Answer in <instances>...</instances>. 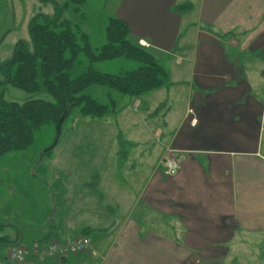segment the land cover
<instances>
[{
	"label": "crops",
	"instance_id": "obj_1",
	"mask_svg": "<svg viewBox=\"0 0 264 264\" xmlns=\"http://www.w3.org/2000/svg\"><path fill=\"white\" fill-rule=\"evenodd\" d=\"M114 13L170 74L131 104L143 121L162 113L146 127L156 144L126 184L119 164L95 187L85 170L83 196L43 242L90 230V248L64 264H264V0H117ZM166 153L174 175L158 165Z\"/></svg>",
	"mask_w": 264,
	"mask_h": 264
},
{
	"label": "rangeland",
	"instance_id": "obj_2",
	"mask_svg": "<svg viewBox=\"0 0 264 264\" xmlns=\"http://www.w3.org/2000/svg\"><path fill=\"white\" fill-rule=\"evenodd\" d=\"M54 1L64 3L71 0H0V64L11 57L19 39H28L30 17L39 12L53 14ZM116 1L84 0L80 11L69 8L64 18L87 33L92 48L97 51L106 42V27L109 18L115 15ZM158 58L163 63L164 59L161 56ZM137 65V62L120 56L97 61L94 68L118 74L134 69ZM169 65L170 63L167 64ZM87 69L88 61L82 53L69 73L71 77H76ZM4 77L0 72V80ZM1 88L4 97L9 100L22 102L31 97L52 99L44 88L36 93H29L11 84H3ZM260 90L264 92V83ZM84 93L108 104L111 98L115 99L117 108L110 110L103 118H93L81 115L80 106H75L60 128L55 123L45 124L34 133L33 143L28 148L0 156V238L5 237L14 242L19 235L23 245L42 241L53 223L63 221L65 211L70 209L68 201L74 198L77 201L83 196L78 188V184L83 181L77 178L83 177L85 170L88 171L90 187L98 186L101 170L112 167V163L114 168L119 164L118 179L125 184L129 179L127 166L146 172L148 164L143 156L147 153L144 152L156 144L155 137L146 127L148 124L154 127L163 121L162 113L158 112L153 117L155 120L150 118L143 121L139 117L141 110L135 111L131 105V96H123L98 84L87 87ZM139 103L141 106V100ZM132 121L136 125H132ZM133 135H138L135 137L139 138L135 139ZM142 138L146 140L143 141ZM56 141V146L47 152ZM133 152H137L136 158H129V154L132 155ZM69 170H73V174L67 173ZM68 188L72 189L70 194L65 192ZM74 188L78 189L74 192ZM4 222L17 225V231ZM262 245L264 242H259V250L264 252ZM9 250L8 245H0V264H11Z\"/></svg>",
	"mask_w": 264,
	"mask_h": 264
},
{
	"label": "trees",
	"instance_id": "obj_3",
	"mask_svg": "<svg viewBox=\"0 0 264 264\" xmlns=\"http://www.w3.org/2000/svg\"><path fill=\"white\" fill-rule=\"evenodd\" d=\"M83 4L84 0L56 1L53 14L39 12L31 16L27 26L28 39H19L11 57L0 64V72L5 76L0 80V87L11 84L29 93L44 88L52 97H31L20 102L6 99L4 91L0 89V156L28 148L37 130L48 123L58 126L66 112L63 123L75 106H80L81 115L93 118H103L110 110L116 109L115 99L111 98L108 104L84 93L93 84L106 86L132 99H139L150 91L170 84L169 71L158 55L149 46H143L139 40L133 39L128 23L118 16L109 18L106 42L97 51L94 50L88 34L64 18L69 8L78 12ZM82 53L88 61V69L71 77L69 70ZM120 56L137 62V67L118 74L94 68L97 61ZM89 232L88 229L84 230L82 235ZM46 239L48 236L39 242ZM3 243H18V239L13 242L1 237L0 245Z\"/></svg>",
	"mask_w": 264,
	"mask_h": 264
},
{
	"label": "built area",
	"instance_id": "obj_4",
	"mask_svg": "<svg viewBox=\"0 0 264 264\" xmlns=\"http://www.w3.org/2000/svg\"><path fill=\"white\" fill-rule=\"evenodd\" d=\"M143 46L149 44L139 40ZM140 99L134 100V107H139ZM193 122H196L194 119ZM160 169L166 175H174L180 168L177 157L170 153L164 154L159 160ZM91 246V238L87 235H75L64 239H53L47 242H36L31 245L14 243L10 247L8 258L11 264H64L70 255L79 254L87 251Z\"/></svg>",
	"mask_w": 264,
	"mask_h": 264
},
{
	"label": "water",
	"instance_id": "obj_5",
	"mask_svg": "<svg viewBox=\"0 0 264 264\" xmlns=\"http://www.w3.org/2000/svg\"><path fill=\"white\" fill-rule=\"evenodd\" d=\"M65 116H66V112L61 116V118H60V120H59V122H58V127H59V128H60L61 123H62L63 119L65 118ZM56 142H57V141H56ZM56 142H55V143H56ZM55 143H54V144H55ZM54 144H53V145H54Z\"/></svg>",
	"mask_w": 264,
	"mask_h": 264
},
{
	"label": "flooded vegetation",
	"instance_id": "obj_6",
	"mask_svg": "<svg viewBox=\"0 0 264 264\" xmlns=\"http://www.w3.org/2000/svg\"><path fill=\"white\" fill-rule=\"evenodd\" d=\"M3 244L10 245V243H3Z\"/></svg>",
	"mask_w": 264,
	"mask_h": 264
}]
</instances>
